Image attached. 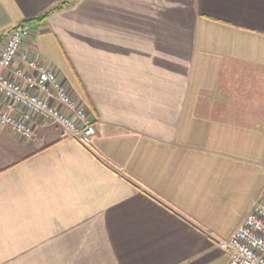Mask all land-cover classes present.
<instances>
[{
    "label": "crops",
    "instance_id": "1",
    "mask_svg": "<svg viewBox=\"0 0 264 264\" xmlns=\"http://www.w3.org/2000/svg\"><path fill=\"white\" fill-rule=\"evenodd\" d=\"M23 21L95 134L0 127V264H227L264 194V0H0V46Z\"/></svg>",
    "mask_w": 264,
    "mask_h": 264
},
{
    "label": "built area",
    "instance_id": "2",
    "mask_svg": "<svg viewBox=\"0 0 264 264\" xmlns=\"http://www.w3.org/2000/svg\"><path fill=\"white\" fill-rule=\"evenodd\" d=\"M31 36L32 24L23 21L5 34L0 46V127L28 139L32 121L40 117L92 151L94 121L54 67L37 55ZM213 239L229 253L227 264H264V194L228 238Z\"/></svg>",
    "mask_w": 264,
    "mask_h": 264
},
{
    "label": "trees",
    "instance_id": "3",
    "mask_svg": "<svg viewBox=\"0 0 264 264\" xmlns=\"http://www.w3.org/2000/svg\"><path fill=\"white\" fill-rule=\"evenodd\" d=\"M64 5V4H63ZM63 5H60V7H62ZM59 7L53 6L50 9H48L47 11H45L44 13H42L41 15H39L38 19L39 20H43L45 17H47L50 13H52L53 11H55L56 9H58Z\"/></svg>",
    "mask_w": 264,
    "mask_h": 264
}]
</instances>
